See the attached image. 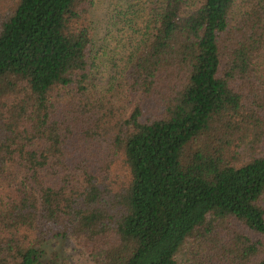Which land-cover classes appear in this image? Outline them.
I'll use <instances>...</instances> for the list:
<instances>
[{
  "label": "trees",
  "instance_id": "trees-1",
  "mask_svg": "<svg viewBox=\"0 0 264 264\" xmlns=\"http://www.w3.org/2000/svg\"><path fill=\"white\" fill-rule=\"evenodd\" d=\"M97 3L0 0V264H264V0Z\"/></svg>",
  "mask_w": 264,
  "mask_h": 264
},
{
  "label": "rangeland",
  "instance_id": "rangeland-1",
  "mask_svg": "<svg viewBox=\"0 0 264 264\" xmlns=\"http://www.w3.org/2000/svg\"><path fill=\"white\" fill-rule=\"evenodd\" d=\"M117 3V0H98L97 3V19L100 23V26L104 23V21L108 20V14H110V9L112 8V4ZM104 32L100 35L103 36ZM101 71L104 75L101 76L102 79L107 80L108 75L111 72V64L108 61V57L106 58V67L103 66ZM46 249L48 251V256L50 253L57 252L59 253L60 262L62 264H90V258L83 253L81 246L72 240H63V239H55L52 240L47 246ZM186 260L180 259L179 264H183Z\"/></svg>",
  "mask_w": 264,
  "mask_h": 264
}]
</instances>
